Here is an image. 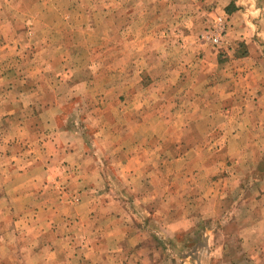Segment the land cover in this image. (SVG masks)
<instances>
[{"label":"rangeland","instance_id":"374dc122","mask_svg":"<svg viewBox=\"0 0 264 264\" xmlns=\"http://www.w3.org/2000/svg\"><path fill=\"white\" fill-rule=\"evenodd\" d=\"M243 2L0 0V42L15 41L4 123L41 138L17 143L10 174L29 200L8 204L47 210L54 240L71 226L60 209L83 203L126 228L106 237L120 264H264V113L231 94L246 67L264 75V0ZM60 129L82 169L43 166Z\"/></svg>","mask_w":264,"mask_h":264},{"label":"crops","instance_id":"0c3cea01","mask_svg":"<svg viewBox=\"0 0 264 264\" xmlns=\"http://www.w3.org/2000/svg\"><path fill=\"white\" fill-rule=\"evenodd\" d=\"M247 4L248 2H245V8L248 6ZM249 22H252V20ZM255 35L259 34L255 33ZM253 39L255 40V38ZM0 44V107H2L3 110V113H0V138L2 137L1 140L5 142V144L0 143V168L3 167V169L0 170V264H112L110 263L112 261H118V264H120L121 256L118 260H116V258L119 256L117 252L121 250V242H113L114 245L112 247L111 242H109L106 237L119 234L124 236L126 228L121 225L104 226L94 224L93 219L96 215L95 212L86 209L87 206H81L83 203L72 206L69 210L60 209V211H68V216H71V226L67 229L68 226L60 224V227L63 226L59 228L61 230L54 232V240H51L53 231L49 226L50 220L46 219L44 215L47 210L44 211L42 208H38L37 211L32 208H28L27 210H16L14 203L13 205L8 204L10 201L29 200L28 189L16 190L13 188L16 175L15 172L10 174V171L14 167L12 166L13 162L16 160V145L17 143L20 144L23 142V140H25L23 144L29 141L27 145H33L36 141L38 142L41 140V138L38 140L37 137H33L31 132L33 129L30 126L25 128V123H23V128L18 129L15 127L11 128L8 122L6 124L4 123V121H8V118L4 117L11 118L15 116L14 100L7 99L6 101L5 97L8 98L9 92H5L1 88L7 84L8 78L7 75H3L4 72L6 73L3 66L5 65L4 62L9 63L12 58L15 57V41L7 39L1 41ZM243 62L248 64V59ZM261 71V68H258L256 65L246 67V74L244 77L241 76L238 78L237 83H235V86L231 89V94L235 95V100H238V104L247 106L249 104H255L257 106V111L262 109L264 113V75L259 74ZM7 88H9V86ZM33 95L34 93L29 94V96ZM25 99L26 101L23 100L21 104L23 109L31 106H33L34 109H37L38 106L42 108L41 100ZM56 115L57 112L53 114V118ZM30 116H32V112ZM30 116L23 121L28 122L31 120ZM69 133V129H60L53 133L55 137L53 144L56 143L53 147L60 149L59 151H52L49 154L51 155L50 160L49 156L45 154L47 156L46 162L49 161V163L43 166L47 168L49 165H52L55 168L59 166V163L66 161V163L70 162V165L82 169L80 164H78L80 162L78 161L80 155L72 148V146L74 147V134ZM66 136L69 137L70 140L64 141V137ZM251 136H253V133H251ZM58 140L59 142H56ZM60 144L62 146H60ZM66 145L69 147V150L72 149V152L66 150ZM39 161L40 160L37 159L30 163L39 166ZM5 171L6 173H4ZM20 177L24 178L25 175L22 174ZM70 185L75 186L72 182ZM1 186L3 188H1ZM4 201H7V204L3 205L2 202ZM29 204L30 203H28V205ZM42 216H44L45 220L41 219ZM33 217H40L38 224L33 221ZM57 217L59 216L57 215ZM47 220L49 222H46ZM4 249L6 252H2ZM11 249H21L24 254L14 255L11 253ZM113 253H115V255L112 258Z\"/></svg>","mask_w":264,"mask_h":264},{"label":"built area","instance_id":"2783aa9c","mask_svg":"<svg viewBox=\"0 0 264 264\" xmlns=\"http://www.w3.org/2000/svg\"><path fill=\"white\" fill-rule=\"evenodd\" d=\"M218 25L220 26V29L218 30L217 33L213 34V36L210 39V41L213 45H219L220 44V39H221V35H222V24H221L220 19H218Z\"/></svg>","mask_w":264,"mask_h":264}]
</instances>
